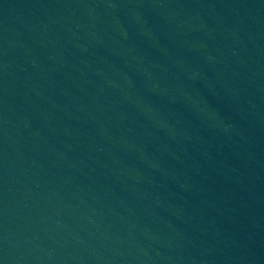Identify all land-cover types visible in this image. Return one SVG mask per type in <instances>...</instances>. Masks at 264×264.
<instances>
[{
	"label": "water",
	"instance_id": "1",
	"mask_svg": "<svg viewBox=\"0 0 264 264\" xmlns=\"http://www.w3.org/2000/svg\"><path fill=\"white\" fill-rule=\"evenodd\" d=\"M0 264H264V0H0Z\"/></svg>",
	"mask_w": 264,
	"mask_h": 264
}]
</instances>
